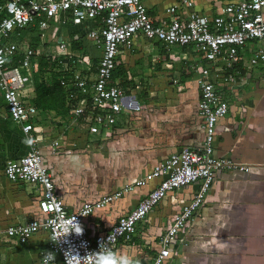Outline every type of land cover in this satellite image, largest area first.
I'll return each mask as SVG.
<instances>
[{"label":"crops","instance_id":"crops-1","mask_svg":"<svg viewBox=\"0 0 264 264\" xmlns=\"http://www.w3.org/2000/svg\"><path fill=\"white\" fill-rule=\"evenodd\" d=\"M176 1L143 0V3L148 15L159 20ZM191 1L195 11L212 16L227 0ZM98 23H58L56 32L52 29L53 37L49 41L42 40L45 36L40 37V30L28 27L20 32L17 41L21 45L43 44L45 49L52 51L57 33L71 44L73 50L82 49L87 53L90 48L91 57H94L98 51L89 46L85 32ZM74 43L77 45L73 48ZM257 51L264 52V39L248 42L242 51L243 60L234 66L233 70L239 72L238 83H233L225 92L229 110L217 123L214 142L216 156L246 164L249 171L221 170L216 173L202 207L188 222L180 235L183 241L176 245L166 264H264V59L249 66L247 58ZM195 61L196 56L186 48L168 51L154 41L135 37L131 48L117 58L122 71L114 78L124 89L125 109L118 115L109 136H95L94 140L86 142L83 125L76 123L71 128H62L55 118L62 115L38 108L37 135L45 165L51 171L57 194L69 211L76 210L85 200H95L144 176L156 162L182 146L202 142L201 118L197 114V72L193 70ZM36 74L40 75L35 72L27 88L32 90V98L35 97ZM154 95L158 96L157 102ZM129 100L131 106L127 104ZM62 117L67 121L70 115ZM15 124L7 116L0 95V227L26 223L40 216L38 190L9 181L2 171L7 160L18 158L29 148L20 126ZM54 140L58 141L56 153L51 150ZM106 143L110 145L109 169L112 173L109 174L113 180L103 186L101 178L86 181L81 175L85 169L81 153L91 145ZM70 150H73L71 155ZM100 154L93 156L101 157ZM156 182L135 187L103 208L94 210L85 220L90 234L108 230L120 216L134 208ZM197 187L198 184L193 183L169 192L146 219L137 224L131 240H121L114 252L131 256L137 262L149 261L158 250L160 234ZM47 240V232L40 230L26 242L17 241V264H38ZM8 243L4 242L0 247L8 246ZM15 256L0 253V264Z\"/></svg>","mask_w":264,"mask_h":264},{"label":"built area","instance_id":"built-area-1","mask_svg":"<svg viewBox=\"0 0 264 264\" xmlns=\"http://www.w3.org/2000/svg\"><path fill=\"white\" fill-rule=\"evenodd\" d=\"M166 12L159 20H153L143 0H0V95L7 116L20 126L23 139L29 145L26 153L7 160L2 171L9 181L29 185L40 194L37 200L40 216L26 223L0 227V244L23 243L44 230L48 240L38 264H53L51 260L46 261L48 252L55 254L54 264H94V255L89 253L100 251L101 244L104 250L114 252L121 240H131L137 224L144 221L169 192L197 183L195 192L182 203L160 234L158 250L149 261L138 262L166 264L176 245L183 241L180 235L188 222L202 207L216 173L249 171L246 164L216 156L214 142L217 123L229 110L225 92L233 83H238L239 72L233 70L234 66L243 60L242 51L248 42L264 39V0H227L212 16L195 11L191 0H177ZM68 21L99 22L85 32L89 46L98 51L97 55L91 57L90 48L87 53L82 49L73 50L61 34L55 33L56 24ZM52 24L55 30L52 51L43 44L21 45L13 39L28 27L40 30L43 38L44 31ZM137 36L154 41L168 51L173 47L186 48L196 56L193 70L197 72V114L201 118L203 140L197 145L182 146L156 162L144 176L95 200H85L76 210L69 211L57 194L51 171L44 163L37 135L39 109L32 104V90L27 88L34 73L39 72L41 59L55 62L53 68L46 67L45 75L50 76L51 70L60 73L56 77L74 103L69 108L67 121L62 116L55 117L58 124L62 128H71L76 123L83 125L86 142L94 140L95 136H109L118 115L125 109L124 89L113 77L117 58L131 48ZM259 59H264V52L253 53L248 65H256ZM127 104L131 106L132 101ZM51 150L52 153L59 150L57 140L52 142ZM154 180L156 184L134 208L120 216L108 230L90 234L85 220L94 210ZM74 219L82 226V234L72 233L66 237V242H53Z\"/></svg>","mask_w":264,"mask_h":264},{"label":"trees","instance_id":"trees-1","mask_svg":"<svg viewBox=\"0 0 264 264\" xmlns=\"http://www.w3.org/2000/svg\"><path fill=\"white\" fill-rule=\"evenodd\" d=\"M13 39L17 41V37H13ZM75 44L76 43L72 45L73 48L76 47L77 44ZM55 65V62H44V60L40 62V75L36 74L35 76V97L31 99V102L39 109L54 110L57 115L68 116L69 108L72 107L74 103L70 101L66 87L61 85L56 77L60 73L51 70L50 76L45 75L46 67L49 66L53 68ZM118 69L119 65L115 67L113 77L115 74L122 71ZM47 168L49 169L48 166Z\"/></svg>","mask_w":264,"mask_h":264},{"label":"rangeland","instance_id":"rangeland-1","mask_svg":"<svg viewBox=\"0 0 264 264\" xmlns=\"http://www.w3.org/2000/svg\"><path fill=\"white\" fill-rule=\"evenodd\" d=\"M53 26H54V24H52L48 29H46L44 31L45 37L42 39L43 41H45V39L47 41L50 40V38L52 36V33H53L52 29H54ZM172 50L173 51H179L180 48L173 47ZM251 56L252 55H249V57L247 56L248 60L251 58ZM154 96H155L154 97V101L157 102L158 101V99H157L158 96L157 95H154ZM138 100L142 101L141 96H138ZM143 103L144 102H140V104H143ZM109 146H110L109 143L99 144V145H96V146H92L91 145L89 148H86V150H84L81 153L83 155L82 156V162H84V164H85L84 165L85 166L84 173H82L81 175L86 179V181H89V180H91V181H95L96 180L97 181V180H99V178H101L102 182H103V186H106V185H108V183L111 182V180H113L112 179L113 178L112 175L109 174L111 172L110 169H109V153H110L109 152ZM72 151L73 150L69 151V155L73 154ZM77 153H79V152H77ZM95 153L96 154H98V153L100 154L101 153L102 155L100 154L101 157H98L97 155H96V157H94L93 155H95ZM81 154H80V156H81ZM98 170H100V172H98ZM162 201L163 200H161L160 203ZM34 213H35L34 214V216H35L37 214V212L35 211ZM7 245L8 246L0 247V253H2V252L4 253L5 252L6 256H8L9 254H13L15 256V254L17 253V243H8ZM2 264H17V256H15L14 258L7 259L6 263L4 262Z\"/></svg>","mask_w":264,"mask_h":264},{"label":"clouds","instance_id":"clouds-1","mask_svg":"<svg viewBox=\"0 0 264 264\" xmlns=\"http://www.w3.org/2000/svg\"><path fill=\"white\" fill-rule=\"evenodd\" d=\"M82 232H83L82 226L78 221H76V219H74L70 224L65 225L61 233L58 236L54 237L52 241L58 243L61 240H65L66 242V237L68 235L72 233L81 235ZM89 254L94 255V264H138V262L135 261V259L131 256L118 255L111 250H104V244L100 245V251L92 252ZM75 256H79V255H75ZM47 260L53 261L54 264L55 254L52 252L46 253V261Z\"/></svg>","mask_w":264,"mask_h":264}]
</instances>
